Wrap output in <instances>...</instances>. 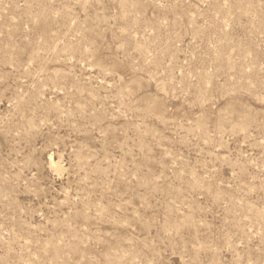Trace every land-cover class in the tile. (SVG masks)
I'll return each mask as SVG.
<instances>
[{"label": "rangeland", "instance_id": "rangeland-1", "mask_svg": "<svg viewBox=\"0 0 264 264\" xmlns=\"http://www.w3.org/2000/svg\"><path fill=\"white\" fill-rule=\"evenodd\" d=\"M0 264H264V0H0Z\"/></svg>", "mask_w": 264, "mask_h": 264}, {"label": "bare ground", "instance_id": "bare-ground-1", "mask_svg": "<svg viewBox=\"0 0 264 264\" xmlns=\"http://www.w3.org/2000/svg\"><path fill=\"white\" fill-rule=\"evenodd\" d=\"M50 162L52 163V160H50Z\"/></svg>", "mask_w": 264, "mask_h": 264}]
</instances>
